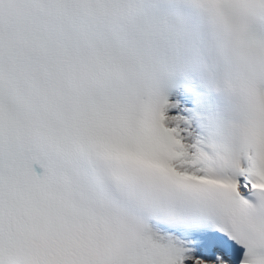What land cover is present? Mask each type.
<instances>
[{
  "label": "snow or ice",
  "instance_id": "snow-or-ice-1",
  "mask_svg": "<svg viewBox=\"0 0 264 264\" xmlns=\"http://www.w3.org/2000/svg\"><path fill=\"white\" fill-rule=\"evenodd\" d=\"M0 264H264V0H0Z\"/></svg>",
  "mask_w": 264,
  "mask_h": 264
}]
</instances>
